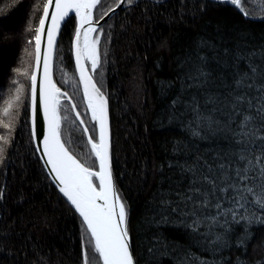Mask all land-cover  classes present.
<instances>
[{
    "label": "trees",
    "instance_id": "1",
    "mask_svg": "<svg viewBox=\"0 0 264 264\" xmlns=\"http://www.w3.org/2000/svg\"><path fill=\"white\" fill-rule=\"evenodd\" d=\"M237 1L239 6L232 0H133L96 29L101 63L92 75L109 99L113 173L127 206L136 264H264V212L249 206L239 215L254 213L256 219L233 220L231 213L220 214L232 205L219 192L206 207L199 206L204 197L190 192L189 168L216 179V165L236 162L230 153L239 146L225 128L230 105L234 95L258 92L237 89L235 81L264 84V0ZM45 4L0 0V264H84L86 251L90 259L97 255L82 218L53 185L33 143L30 78ZM118 4L101 0L94 21ZM77 24L75 15L66 21L54 64L55 82L67 94L60 97L61 116H68L62 139L98 170L71 107L98 140L74 62ZM241 118L234 116L231 128ZM195 187L210 191L207 183Z\"/></svg>",
    "mask_w": 264,
    "mask_h": 264
},
{
    "label": "snow or ice",
    "instance_id": "2",
    "mask_svg": "<svg viewBox=\"0 0 264 264\" xmlns=\"http://www.w3.org/2000/svg\"><path fill=\"white\" fill-rule=\"evenodd\" d=\"M132 2L133 0H119L117 7L120 4ZM232 2L235 4L236 0ZM53 3L55 11L51 14V27L47 30L49 53L44 56V81L40 88V102L44 119L47 121V134L43 137L45 163L50 166V171L54 174L53 179L58 182L59 192L82 217L86 231L90 233V251L97 255L90 259L86 251L84 264H93V261H99V264H135L130 250L127 206L117 195L113 184L107 99L97 87L91 74L96 72L101 63L99 38L92 36V33L96 32V28L92 26L93 10L97 8L101 0H47L43 17L39 20V27L36 29L37 65L40 63L41 34L45 31V21L49 17V7ZM72 11L79 18V26L75 33V59L79 70V80L83 85V98L87 102V109L91 112V120L94 125H99L98 141L93 135H87V143L91 146L90 153L99 161V171L93 170L86 162L77 158L62 139V121L68 120V116H61L60 97L67 94L61 93L60 88L53 83L49 71V58L55 35L59 31L61 21ZM85 25L88 27L85 28ZM86 62H90V71L86 67ZM250 71L253 75L257 73L255 67H252ZM199 75L207 79V74L202 69L199 70ZM245 78H249L247 74ZM235 87L237 89L255 87L258 92L257 96L251 98L244 94L234 95V102L230 105L233 113L229 116V123L225 128L230 132L234 143L239 146L230 153L236 157V162L216 165L220 171L216 179L208 175H197V167L189 168L188 171L192 174L190 192L204 197L199 205L202 207L209 206L211 202L208 198L216 196L219 192L232 205L230 209L220 214L231 213L233 220H237L239 216L240 220H247L250 223L256 219L255 214L240 216L239 210L243 209L247 213L249 206H255L264 212V84H245L244 79H237ZM31 100L33 118H35L36 75L31 76ZM208 102L215 101L209 97ZM241 105H246L247 111H242ZM71 107L75 111L74 103ZM194 111L197 112L198 119H202L199 116L198 107ZM7 113L6 108L5 115ZM234 116L242 117L235 129L231 128V124L236 123ZM75 119L79 120L80 125H84L83 132L88 134L89 128L81 118L80 112H75ZM212 123L213 121L209 120V127ZM216 158L220 159L219 155ZM205 167L209 173L213 172L212 165L205 162ZM94 178L99 181L98 184L94 183ZM200 183H207L210 191L202 192L195 187ZM2 196L3 193L0 192V198ZM186 199L192 200V196ZM215 207L220 210L222 204L218 202ZM260 222L264 223V217L260 218ZM149 251L152 250L149 249Z\"/></svg>",
    "mask_w": 264,
    "mask_h": 264
},
{
    "label": "water",
    "instance_id": "3",
    "mask_svg": "<svg viewBox=\"0 0 264 264\" xmlns=\"http://www.w3.org/2000/svg\"><path fill=\"white\" fill-rule=\"evenodd\" d=\"M46 3H47V0H46ZM236 5L239 6L238 1L236 2ZM122 6H123V4H120L119 7H117V6L113 7V9H111V11H109L108 13H106L98 21H94V12L95 11L93 10V21H92L93 27H95L97 29L98 27L102 26V24L105 23L106 20H108L110 18V16L114 12L118 11V9H120ZM54 11H55V6H54V3H53V5H51L49 7V17L45 21V31H44L43 34H41L40 63H39V65H37L36 41H35V44H34V46H35L34 57L35 58H34V63H33V67H32L33 68V71H32L31 76L32 75H36V77H37V108H36L35 118H33V113H32L31 84H30V97H29V100H30L29 111H30L31 133H32V137H33V143H35L36 152H37V154H39V157H40V160L42 162V165L44 166V168H45V170L47 172V175H49V177H50L53 185L55 187H57V189L59 190L58 182H56L53 179V175L54 174L51 173L50 166H48L45 163L46 156H44V154H43V137L47 134V121L44 119V116H43V108H42V104L40 102V88H41V86L43 84V81H44V56L49 53L48 39H47V30L51 27V14ZM72 15H75L74 11L70 12L69 13V16L66 17L63 21H61L60 26H59V31L56 33L55 38H54V43H53V47H52V50H51V55H50V58H49V71H50V76H51V79H52L53 83H55L56 86H57V84H56L55 78H54V68H55L54 67V64H55V59H56V51H57V48H58V42H59V39H60V36H61L60 33H61L63 27L65 26L66 21ZM42 17H43V11H42V15H41L40 19ZM76 19H77V22H78V24H77V28H78V26H79V18L76 17ZM38 24H39V22H38ZM38 27H39V25H38ZM85 28H87V25H85ZM95 33L96 32H94L93 35H95ZM36 35H37V32H36ZM72 44H73L74 62H75V66H76V59H75V52H76L75 37L73 39V43ZM86 67L89 69V67L87 65V62H86ZM76 68H77V66H76ZM77 73H78V77H79V70H78V68H77ZM93 79L95 81V78L94 77H93ZM81 86L83 87L82 84H81ZM97 87H99V86L97 85ZM101 92L103 93V95L107 99V106H108V126H109V141H110V158H111V171H112V176H113V184H114V187H115V190H116V193H117V186H116V183H115V173H113V162H112V151H111L112 150V140H111V137H112V129H111V118H110L109 99H108V97L105 95V93L102 90H101ZM76 111H78V109H75V112ZM97 126H98L97 127V130H98V139H99V125L97 124ZM82 127H84V125H82ZM89 134L91 135L90 130H89V133L87 135H89ZM93 170H95V169H93ZM95 171H99V168H98V170H95ZM98 183H99V181H98ZM61 195L63 196L62 193H61ZM117 195L119 196L118 193H117ZM64 198L66 199V197H64ZM66 201H67V199H66ZM68 203L70 204V202H68ZM70 206L73 207L71 204H70ZM78 216H79V214H78ZM130 250H131L132 255H133V248L131 246V237H130ZM133 257H134V255H133ZM134 260H135V264H136V258H134Z\"/></svg>",
    "mask_w": 264,
    "mask_h": 264
},
{
    "label": "bare ground",
    "instance_id": "4",
    "mask_svg": "<svg viewBox=\"0 0 264 264\" xmlns=\"http://www.w3.org/2000/svg\"><path fill=\"white\" fill-rule=\"evenodd\" d=\"M93 26V25H92ZM87 27H88V25H87ZM94 33H92V36L94 37V35H93Z\"/></svg>",
    "mask_w": 264,
    "mask_h": 264
},
{
    "label": "rangeland",
    "instance_id": "5",
    "mask_svg": "<svg viewBox=\"0 0 264 264\" xmlns=\"http://www.w3.org/2000/svg\"><path fill=\"white\" fill-rule=\"evenodd\" d=\"M90 65V62H87ZM91 66V65H90Z\"/></svg>",
    "mask_w": 264,
    "mask_h": 264
}]
</instances>
